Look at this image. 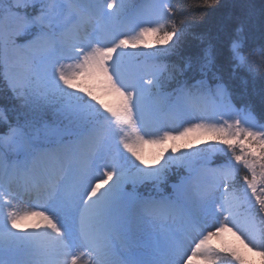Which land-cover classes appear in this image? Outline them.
I'll return each mask as SVG.
<instances>
[{"label": "snow or ice", "instance_id": "snow-or-ice-1", "mask_svg": "<svg viewBox=\"0 0 264 264\" xmlns=\"http://www.w3.org/2000/svg\"><path fill=\"white\" fill-rule=\"evenodd\" d=\"M240 8L221 63L173 0H0V81L19 102L14 124L0 109V264H264V119L240 75L255 80L264 43ZM225 233L237 246L211 245Z\"/></svg>", "mask_w": 264, "mask_h": 264}, {"label": "trees", "instance_id": "trees-1", "mask_svg": "<svg viewBox=\"0 0 264 264\" xmlns=\"http://www.w3.org/2000/svg\"><path fill=\"white\" fill-rule=\"evenodd\" d=\"M141 0H127V3L132 6L140 4ZM251 2L255 5L257 12L256 20V36L252 41L253 45L259 50V47L264 41L260 39L259 34V10L264 7V0H221V4L214 9L198 8L196 5L202 4V0H173V4L177 6V23L181 19H184L186 23L193 25L192 32L198 34H205L208 39L216 45L219 49V60L221 63L226 61L228 55V47L226 40L218 39V30L221 25L224 24L227 27H231L234 24V20H228L227 17L239 15L241 12L240 5L243 3ZM181 5L183 7H181ZM207 12V15H200L201 12ZM201 45L200 42L194 40L191 35L186 39V42L182 48V52L185 56L195 54L199 51ZM148 51H154L147 49ZM252 71L255 73V80L252 81L251 74L246 70H240V75L249 78V99L252 101L255 107V114L258 119H264V104L261 103V91L264 90V59H261L259 55L255 57V64L252 66ZM238 85V81L236 82ZM239 106V105H238ZM0 109L4 110L5 115L8 117L10 123H15L17 115L19 113V102L13 97L12 93L7 90L5 84L0 81ZM7 126L0 124V132H5ZM212 141L210 144H214ZM260 169L257 166V172ZM243 174V173H242ZM139 191L147 195L148 193L156 194L151 185L141 186ZM170 191V187H165L164 192L167 194ZM215 248L216 245L214 246ZM218 249V248H217ZM262 264V262L260 263Z\"/></svg>", "mask_w": 264, "mask_h": 264}, {"label": "rangeland", "instance_id": "rangeland-1", "mask_svg": "<svg viewBox=\"0 0 264 264\" xmlns=\"http://www.w3.org/2000/svg\"><path fill=\"white\" fill-rule=\"evenodd\" d=\"M20 39H23V38L21 37ZM152 50H155V48H153ZM103 99L105 100V102H110L109 97H103ZM211 142L212 140L208 139L207 137L198 139L194 143L193 148L191 150H195L201 147H207L208 145H211L210 144ZM168 147L170 151L171 145H169ZM156 151L157 149H155L151 145L145 146L144 155H145L146 162L149 165L158 166V165H153V159H154V155ZM180 151H188V149H184L183 147H181ZM20 234H24V233H20ZM210 243L211 244L213 243L214 245H216L218 249L231 248V247L237 246L238 244V242L235 240V237H233L231 233H225V234H222V236L218 238H213V240ZM242 255L244 256V259L248 262V264H260L262 262L261 257L257 255L254 251L248 252L247 250H243Z\"/></svg>", "mask_w": 264, "mask_h": 264}]
</instances>
